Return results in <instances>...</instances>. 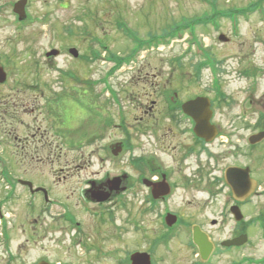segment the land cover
Instances as JSON below:
<instances>
[{
  "label": "flooded vegetation",
  "instance_id": "1",
  "mask_svg": "<svg viewBox=\"0 0 264 264\" xmlns=\"http://www.w3.org/2000/svg\"><path fill=\"white\" fill-rule=\"evenodd\" d=\"M72 8L77 11L75 19L85 24L88 13L96 10V0H76L73 6L72 0H0V31L6 25L11 28L14 40L25 41L29 40L26 37L28 31L37 38L42 29H47L49 33L57 31L64 41L73 32L69 31L68 21L55 23V19ZM116 10L119 16L114 23L116 31L128 45L119 52L112 51L111 56L120 61L144 57L148 53V39L157 41L163 34L153 35V38L142 36V28L130 25L124 16L126 7L119 6ZM88 24H91L90 17ZM72 36L87 38L85 34ZM95 41L97 45L101 43V39ZM106 45L110 47L108 43ZM64 48H59V56L67 53L79 59L77 45ZM71 49H76L78 55L74 57ZM47 52L43 55L47 62L53 63L59 57H47ZM90 58L95 60L96 54ZM170 59L174 63L183 62L182 54H175ZM179 68L173 64L170 78L159 72L158 81L144 84L140 93L143 100L140 116L127 118L119 90L111 91L105 97L114 112L104 116L103 127L95 126L92 133L96 155V162L92 164L96 171L89 173V167L80 163L76 164L75 173L68 172L67 180L84 171L75 189V203L70 195L58 194L55 182L47 184L37 182L33 177L17 175L12 163L0 161L2 169L7 166L9 169L11 165L15 174L14 178H4L6 190L0 196L1 264H98L107 259H115L116 264H133V256L138 253L148 255L151 264H161L166 258L160 250L173 251L181 237L185 238L190 257L176 264H244L243 255L228 260L230 253L242 250L244 246L224 243L248 234L254 222L246 223V208L263 195L258 189L259 178L253 171L261 146L260 140L254 139L262 130L260 108L252 97L246 99L241 95L243 89L227 90L220 81L206 85L203 93L194 92L192 85L196 82L174 80L173 72ZM18 84L14 86L16 91L26 85L18 87ZM41 90L45 94L44 89ZM97 94L102 97L101 92ZM45 100L38 103V99L22 98L0 103L4 117L13 110L14 115L24 111L35 118L29 122L19 119L18 127L11 131L15 139L22 142L20 154L25 150L23 161H19L21 166L34 164L35 157L29 154L38 152L35 140L38 135L43 149L51 142L45 123L52 125L51 119L59 118L60 115L52 112L56 102H59L57 109L61 106L69 117L64 125L55 123L56 135L62 137L64 133V142L72 149L74 146L79 149L84 144L83 141L70 143V130L66 129L75 130L80 125L74 121V112L78 108L76 100L53 99L52 96ZM99 107L98 117L106 110ZM40 115L42 121H38ZM200 119H207V129L202 134L198 131ZM133 121L139 129L133 130ZM230 124H236V127H230ZM22 131L32 133L21 138ZM245 158L249 159L247 163L243 162ZM65 169L72 168L61 167V170ZM67 184L68 181L64 186ZM22 197L26 198L29 211L35 213L32 223L24 219L27 224L31 223L30 231L35 234L40 229L41 239L59 247L62 253L58 256L63 254L62 257L54 259L48 253H40L30 260L32 248L27 247L26 242L14 243L15 219L11 220L8 211L3 212L2 207L7 208ZM240 217L243 219L238 220ZM196 232L202 233L210 244V251H205V256L195 241ZM216 232H230L231 235L216 239ZM123 239L127 240L124 255L117 246L105 245L111 240Z\"/></svg>",
  "mask_w": 264,
  "mask_h": 264
},
{
  "label": "rangeland",
  "instance_id": "2",
  "mask_svg": "<svg viewBox=\"0 0 264 264\" xmlns=\"http://www.w3.org/2000/svg\"><path fill=\"white\" fill-rule=\"evenodd\" d=\"M73 5H76V0H72ZM119 6L126 7L123 11L124 16L130 25L142 28V36L153 38V35L156 37V35L163 34V37L157 41L148 39L152 42L146 47L148 53L144 57L132 61L129 59L120 61L118 58L105 59L106 56L113 54L112 51L119 52L128 45L114 25L116 18L119 17L116 10ZM227 11L237 13V22L234 19L232 22L229 15H224ZM217 12L223 14L215 17L216 23L213 20L208 26L197 25L194 28L190 26L179 31L176 36L175 31L179 26L193 24L194 19L209 14L214 16ZM66 13L56 18L55 23L68 21L72 35L85 34L87 36L85 40L79 36L69 35L62 41L57 31L49 33L47 29H42L40 37L35 38L32 32L28 31L26 37H29V40L20 41L11 37L13 33L10 27L5 25L0 31L1 64L7 73V82L0 84V103L22 100V98L38 99V103H41L44 102L42 100L45 98L47 100L51 96L53 99H74L78 106L74 112L76 116L74 121L80 125L76 127V131L70 127L66 128L70 130L69 142H84L79 149L75 146L72 149L71 145L65 143L64 133L62 137L56 135L55 123L62 122L61 125H64L65 121L69 120L61 106L59 110L57 109L59 102H56L52 107V112L56 116L60 115L59 118L55 121L50 118L52 125L45 123V127L49 130L48 140L51 141L47 142L49 147L43 149L38 135L35 138L39 147L38 152L31 151L29 154L30 157L31 155L35 157L34 164L21 166L19 161H23L22 155L25 150L21 155L20 144L22 142L15 139V134L11 131L13 127H18L19 119L29 122L35 118L25 114L24 111L14 115L13 110L4 117L1 111L0 157L4 163L13 164L17 175L33 177L37 182L47 184L55 182L56 191L59 190L58 194L70 195L72 203H75V189L84 171H79L78 175L74 174L67 180L68 172L75 173L76 164L80 163L89 167V173L96 171V167L92 164L96 162L92 147L94 144L92 133L95 126L96 128L103 127L104 116L112 115L114 112L113 108H109L105 97L109 96V92L119 90L126 105L127 118H132L134 115L140 116V105L143 103L140 99L141 88L147 82L158 81L159 72L170 78L173 64L180 67L173 72L174 80L196 82L192 85L194 92L203 93L206 85L217 81L222 82L227 90L240 91L243 89L241 95L246 99L252 97V100L254 99V102L259 105L257 108H260L261 131H264V0H96V10L92 9L86 16L88 20L89 17L91 18V24H88V20H84L85 24H82L75 19L77 11L73 8ZM175 27L177 28L173 30ZM190 28L194 29L193 34ZM167 33L170 34L167 35ZM94 36H96L95 39ZM31 38L34 39L30 40ZM162 38H167V40L162 42ZM96 39H101L102 43L97 45ZM69 45H77L80 52L79 59L65 53L51 63L47 62L48 59L43 56L45 51L59 49L62 46H65L63 50H66ZM203 49H206L207 57L202 55L201 50ZM92 50H94L93 53L96 52V56L99 54L102 58L99 56L95 60L90 58L92 55L89 51ZM175 54H182V63L171 61L170 58ZM94 83H96L95 86ZM15 84H18V87L21 84L27 86H22L20 91H16L14 90ZM109 87L111 89H105ZM41 88L44 89L45 94L42 93ZM98 92H101L102 97H98ZM94 99L96 109H94ZM99 106L106 110L98 117ZM38 118V121L43 119L42 115ZM224 123L227 125L228 122L224 121ZM132 124L133 130L139 129L135 121ZM229 126L236 127V124ZM30 133L22 131L20 137L29 136ZM260 142L258 163L254 164L253 171L254 176L259 178L258 189L263 195L261 194L246 208V223L254 222L248 231L249 241L242 250L229 254V262L232 258L239 259L243 255L244 264H264V138ZM248 160L245 158L243 162L247 163ZM7 167L2 169L0 163V196L6 190L4 178L15 176L12 166L9 165V169ZM61 167L72 169L61 170ZM67 181L68 184L64 186ZM25 200L26 198L22 197L21 200L7 208L2 207L3 212L8 211L11 220L15 219L14 243L19 245V243L26 242V246L32 248L29 255L30 260H34L40 253H48L54 259L62 257L63 254L58 256L62 253L59 247L41 239L40 229L36 230L35 234L30 231L35 213L29 211V205ZM24 219L31 223L27 224ZM32 228H34V223ZM230 235V232L229 234L216 232L214 237L220 239ZM105 245L107 247L117 246L124 255L127 240H111ZM174 247L175 249L171 252L168 249L160 250L161 255L166 258V261L161 264H176L190 257V252L185 246V238L181 237ZM249 259L251 261H248ZM1 262L2 255L0 254V264ZM98 264H116V262L115 259H107Z\"/></svg>",
  "mask_w": 264,
  "mask_h": 264
},
{
  "label": "water",
  "instance_id": "3",
  "mask_svg": "<svg viewBox=\"0 0 264 264\" xmlns=\"http://www.w3.org/2000/svg\"><path fill=\"white\" fill-rule=\"evenodd\" d=\"M57 54H58V51L53 50V51L47 53V56H52V55H57ZM75 54H77V53L75 52ZM6 78H7V74H6L3 66L0 64V82H5ZM198 124H199L198 125V131H199V133L202 134L204 132V130L207 129V127H206L207 119L198 120ZM255 138L257 140L263 139L264 138V132H261L260 134L256 135ZM247 239H248L247 236L244 235V236H240L236 239L227 241L226 244L227 245H242L247 241ZM195 240L200 245L202 252L205 256L204 252L210 251V244L208 243L207 239L205 238V236L202 233L196 232L195 233ZM207 245H208V247H207ZM41 264H48V263L43 262ZM133 264H151L150 263V257L146 254H140V253L135 254L133 256Z\"/></svg>",
  "mask_w": 264,
  "mask_h": 264
}]
</instances>
